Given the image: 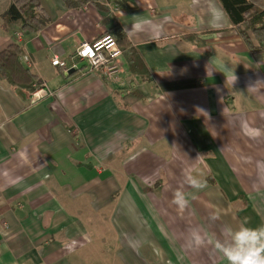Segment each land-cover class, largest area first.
<instances>
[{"label": "crops", "instance_id": "obj_1", "mask_svg": "<svg viewBox=\"0 0 264 264\" xmlns=\"http://www.w3.org/2000/svg\"><path fill=\"white\" fill-rule=\"evenodd\" d=\"M40 2L50 21L24 34L0 0V52L19 44L40 80L0 78V264H227L212 238L264 226V52L219 0ZM118 31L142 76L124 54L116 74L73 70L81 43ZM182 80L199 84L164 86Z\"/></svg>", "mask_w": 264, "mask_h": 264}, {"label": "trees", "instance_id": "obj_2", "mask_svg": "<svg viewBox=\"0 0 264 264\" xmlns=\"http://www.w3.org/2000/svg\"><path fill=\"white\" fill-rule=\"evenodd\" d=\"M68 8H80L86 5L102 7L105 0H62ZM233 23L238 27L240 35L246 42L252 54L264 52V0H219ZM104 7V6H103ZM6 21H20L24 34L40 32L50 21L40 0H12L8 10L4 13ZM129 70L136 75H143L140 64L144 59L138 49L129 40L125 32L116 33ZM22 47L12 43L0 52V78L12 85L21 86L29 90L40 82L39 77L22 61ZM122 54V55H123ZM143 77L152 78L147 69ZM199 84L196 80H182L166 84V88L192 87ZM163 86V84L161 85Z\"/></svg>", "mask_w": 264, "mask_h": 264}, {"label": "clouds", "instance_id": "obj_3", "mask_svg": "<svg viewBox=\"0 0 264 264\" xmlns=\"http://www.w3.org/2000/svg\"><path fill=\"white\" fill-rule=\"evenodd\" d=\"M185 182L191 187L202 189L206 183L191 174H187ZM174 203L183 209L188 200L181 190L174 194ZM197 245L203 243L199 234L193 235ZM215 251L227 261V264H264V226L251 227L241 223L238 227L227 226L223 229L222 236L212 238Z\"/></svg>", "mask_w": 264, "mask_h": 264}, {"label": "built area", "instance_id": "obj_4", "mask_svg": "<svg viewBox=\"0 0 264 264\" xmlns=\"http://www.w3.org/2000/svg\"><path fill=\"white\" fill-rule=\"evenodd\" d=\"M122 54V49L115 36L105 34L95 41H85L79 45L76 51L78 61L73 64V69H77L78 63L86 60L92 70L101 71L104 74H116L120 72L118 67H120L119 62ZM20 58L27 65L31 64L32 60L29 54L23 53ZM52 64L68 69L67 62L57 55L53 57Z\"/></svg>", "mask_w": 264, "mask_h": 264}, {"label": "rangeland", "instance_id": "obj_5", "mask_svg": "<svg viewBox=\"0 0 264 264\" xmlns=\"http://www.w3.org/2000/svg\"><path fill=\"white\" fill-rule=\"evenodd\" d=\"M94 41H95V40H94ZM78 48H79V46H78ZM78 48H77V50H78ZM77 50H76V51H77ZM114 64H116V63H114ZM87 65H88V64H87ZM89 65H90V64H89ZM111 65H112V64H111ZM119 66H120V62H119ZM91 69H92V68H91ZM118 69H120V67H118ZM120 70H121V69H120ZM105 74H107V73H105ZM107 75H112V74H109V73H108ZM145 247H147V246H145ZM148 251H149V248L142 249V252H143V253H146V254H147Z\"/></svg>", "mask_w": 264, "mask_h": 264}, {"label": "water", "instance_id": "obj_6", "mask_svg": "<svg viewBox=\"0 0 264 264\" xmlns=\"http://www.w3.org/2000/svg\"><path fill=\"white\" fill-rule=\"evenodd\" d=\"M86 65H87V61L84 60V61L78 63V65H77V69H81V68H83V67L86 66ZM73 70H74V69H73Z\"/></svg>", "mask_w": 264, "mask_h": 264}]
</instances>
